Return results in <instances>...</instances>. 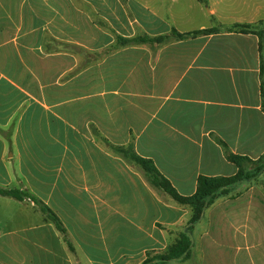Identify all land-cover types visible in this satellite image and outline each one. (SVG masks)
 <instances>
[{"label": "crops", "instance_id": "0c3cea01", "mask_svg": "<svg viewBox=\"0 0 264 264\" xmlns=\"http://www.w3.org/2000/svg\"><path fill=\"white\" fill-rule=\"evenodd\" d=\"M224 1L0 0V187L64 228L0 194L22 209L0 214V264H142L167 250L186 210L115 146L133 144L185 196L199 175L237 172L228 152L264 155L259 38L226 29L264 21V0ZM211 27L111 48L114 33ZM208 208L234 255L258 247L264 264V170Z\"/></svg>", "mask_w": 264, "mask_h": 264}, {"label": "trees", "instance_id": "16d2710c", "mask_svg": "<svg viewBox=\"0 0 264 264\" xmlns=\"http://www.w3.org/2000/svg\"><path fill=\"white\" fill-rule=\"evenodd\" d=\"M125 1V0H121ZM98 24L104 28L111 31L103 19L98 18L95 15H92ZM219 27H211L198 29L189 32H178L175 29L169 34L150 36L146 33H136L132 37H124L114 33L115 43L111 46L112 49L131 45V44H140V43H160L170 39H183L189 36H195L200 34H208L212 32H217ZM227 30H238L240 32H250L254 33L259 38V51L261 56L260 63V76H261V93L264 98V21H259L255 24H232L226 28ZM73 53H78L76 48H71ZM115 153L121 155L129 162L134 164L136 168L141 171L143 176L147 181L155 187L158 191L168 195L178 204L187 206L190 208V218L188 221V226L186 232L180 233L179 237L169 245L167 250L162 253H156L152 256H147V258L142 262V264H162L170 260L181 259L185 260L190 255L191 248V239L188 236L190 228L198 222L203 216L204 210L211 204L213 201L222 195H225L232 187L237 183L242 181H249L252 178L259 175L264 170V155L259 157L256 160L251 158L234 154L228 152V159L237 166V172L230 176H205L199 175L197 178V187L193 194L185 196L181 195L176 191L171 182L163 176L153 161L148 158L139 156L135 151L133 144H128L125 147L115 146L113 148ZM0 194L11 196L18 200H23L24 198H30L33 202L37 203L41 210L48 216L49 219L53 221L55 226L61 231L64 232V228L57 218V216L46 207L39 199L31 195L29 192L18 187L13 188H2L0 187Z\"/></svg>", "mask_w": 264, "mask_h": 264}, {"label": "rangeland", "instance_id": "374dc122", "mask_svg": "<svg viewBox=\"0 0 264 264\" xmlns=\"http://www.w3.org/2000/svg\"><path fill=\"white\" fill-rule=\"evenodd\" d=\"M228 1L229 0H225L222 2L220 7L226 9L227 6L225 3ZM206 10L207 8H205V11ZM39 147L47 148L48 145L39 144ZM40 153L41 152H38V155ZM8 203L9 204L5 205V207L4 205H0V207H2L0 208L1 215L7 217L16 216L22 210L20 204L14 200ZM184 208L186 214L182 225L175 228L178 233L186 232L190 218V208L187 206H184ZM209 209L210 208L207 207L201 219L190 228L188 236L191 239V248L188 258L185 260H170L162 264H263L262 259L259 258L261 252H258V247L250 246L246 250L240 251V254L234 255V250L228 246L229 243L225 240V233H231L230 225L227 223H220L214 219H209ZM26 212L28 213L29 210L26 209ZM173 242L174 240L171 241L170 244ZM249 243H251V240Z\"/></svg>", "mask_w": 264, "mask_h": 264}]
</instances>
